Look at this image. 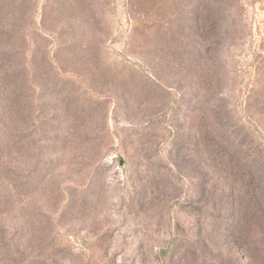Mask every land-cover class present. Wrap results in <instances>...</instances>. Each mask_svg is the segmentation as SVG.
<instances>
[{
	"label": "rangeland",
	"instance_id": "374dc122",
	"mask_svg": "<svg viewBox=\"0 0 264 264\" xmlns=\"http://www.w3.org/2000/svg\"><path fill=\"white\" fill-rule=\"evenodd\" d=\"M0 7V264H264V0Z\"/></svg>",
	"mask_w": 264,
	"mask_h": 264
},
{
	"label": "trees",
	"instance_id": "16d2710c",
	"mask_svg": "<svg viewBox=\"0 0 264 264\" xmlns=\"http://www.w3.org/2000/svg\"><path fill=\"white\" fill-rule=\"evenodd\" d=\"M4 9H1L0 7V37L2 39H8L12 35V32L10 31L9 26L7 24H2L3 19H6V17H1V14H7L2 13L5 11ZM14 54L18 56L17 53H15L14 51H10L8 47L5 49H0V97L2 95H6L8 100L7 104L4 103V98H1L0 107L6 106L7 104V109H12L13 99L18 93V91H21V89L23 88L22 83L25 81V78H22L16 73L18 66L17 59L14 58ZM14 100V107L17 109H20V107H22L23 109L22 105H24L25 99L22 98V95L17 96ZM18 114L19 111H17L16 115ZM7 119L8 122L16 120V118L10 120L8 116ZM24 142H26V140H24Z\"/></svg>",
	"mask_w": 264,
	"mask_h": 264
}]
</instances>
